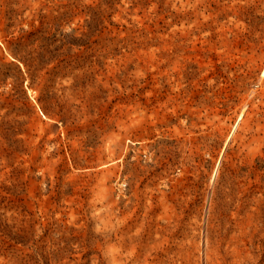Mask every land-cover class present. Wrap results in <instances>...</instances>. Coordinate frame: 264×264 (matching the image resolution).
<instances>
[{
    "label": "rangeland",
    "instance_id": "rangeland-1",
    "mask_svg": "<svg viewBox=\"0 0 264 264\" xmlns=\"http://www.w3.org/2000/svg\"><path fill=\"white\" fill-rule=\"evenodd\" d=\"M0 264H264V0H0Z\"/></svg>",
    "mask_w": 264,
    "mask_h": 264
}]
</instances>
